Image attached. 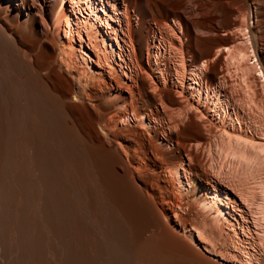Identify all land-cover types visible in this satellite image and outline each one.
I'll list each match as a JSON object with an SVG mask.
<instances>
[{"label":"bare ground","instance_id":"6f19581e","mask_svg":"<svg viewBox=\"0 0 264 264\" xmlns=\"http://www.w3.org/2000/svg\"><path fill=\"white\" fill-rule=\"evenodd\" d=\"M122 2L0 0V264H212L194 237L218 248L226 264H264V0L141 6L152 21L151 71L141 78L155 94H143L150 89L140 83ZM222 13L235 17L221 33L231 30L233 46L225 61L220 50L202 60L199 48L213 51L199 36L214 35ZM145 25L138 32L143 46ZM221 73L233 87L205 85ZM98 85L107 100L130 93L124 107L111 104L117 115L107 127L125 136L117 152L94 130L92 111L65 103L77 87L89 99ZM173 99L184 102L180 109L171 108ZM130 114L147 119L132 128L149 126V136L166 143L135 146L134 133L122 131ZM193 132L205 142L204 156ZM195 179L198 208L205 202L216 215L189 221L175 207L188 205L184 194ZM224 212L228 224L218 217Z\"/></svg>","mask_w":264,"mask_h":264},{"label":"rangeland","instance_id":"374dc122","mask_svg":"<svg viewBox=\"0 0 264 264\" xmlns=\"http://www.w3.org/2000/svg\"><path fill=\"white\" fill-rule=\"evenodd\" d=\"M160 1H166V0H123V2H122V7L124 8V10L122 9V12H126V11H128V14H129V17H130V20H131V24H130V26H131V28H129V31H130V36H131V40H132V44H133V46H134V49H135V55H136V61H135V63L137 64H139V66L141 67V69H138V73H139V79H140V83H141V85H142V87L146 90V89H150V87H149V85L142 79L144 76H146L147 74L149 75V73H150V66H149V50H148V47H149V38H148V36H149V33H150V31H149V29H150V27H151V23H152V21H151V19L150 18H148V19H145L146 17H147V15L149 14V12L148 11H145V12H142L141 11V9H140V7L141 6H145V7H148L149 9H151V8H153V6L155 5V4H159L160 3ZM180 1H182L183 3H185V1L186 0H180ZM252 5V12H253V14H254V20L252 21V28H254L255 29V25H254V23H255V21H256V19H257V7L255 6V4L254 3H252L251 4ZM126 10V11H125ZM223 15V16H222ZM228 15V14H227ZM235 20V17H234V15H233V13H231V14H229V16L227 17L226 15H225V13H222V14H220V16L217 18V21L219 22V26L215 29V34L214 35H212V36H210V37H204V36H199V39H201V40H209V44H208V49H210V50H212L213 51V53H211V54H206L205 52V49L206 48H199L198 49V51H196L195 53H197V55L198 56H200L201 57V59L202 60H209L211 57H212V54H214L216 51H221L220 53V55L217 57V58H219V57H224L223 59H224V61H225V59H226V57H225V54L227 53V51L229 50V49H231V47L233 46L232 45V39L230 38L231 37V30L230 31H228L226 34H225V36H223V35H221V33L222 34H224L223 33V31L225 30V31H227L230 27H231V25H232V23H233V21ZM127 22H128V20H126ZM144 22H146V25L144 26V28H145V30H146V43H145V45L143 46V44H142V42H141V38H140V36H138V32H140V30H139V28L143 25V23ZM150 23V24H149ZM170 23H172V21H170ZM230 32V33H229ZM229 35V36H228ZM84 40L86 41V37H84ZM147 40H148V42H147ZM83 49L85 50V51H88V46H87V44L85 43L84 44V46H83ZM115 49H117V47L115 46ZM207 50V49H206ZM226 52V53H225ZM90 56L92 57V58H94V56L93 55H91L90 54ZM216 59V58H215ZM215 59H212V60H215ZM129 60V59H128ZM254 62H256L257 63V59H256V61H254ZM57 66L59 67V69L60 70H62L63 72H65V70L62 68V67H60V62H59V58H58V63H57ZM199 65H197L196 67H198ZM221 67V68H220ZM219 67V69H220V71H223L222 69V67L223 66H220ZM192 69H194L195 70V72L197 73V71H198V69H195V68H191V70ZM142 72H141V71ZM145 70V71H144ZM147 71H149V72H147ZM146 75H145V74ZM71 74V73H70ZM140 74H143V75H140ZM72 75H73V72H72ZM207 75V74H206ZM205 75V76H206ZM73 77H75L74 75H73ZM142 77V78H141ZM229 78V79H224V78ZM154 78V77H153ZM156 81H158V76H156L155 78H154ZM115 80V79H114ZM114 80H110V81H112V85H111V83H110V86H112L111 88H112V90L114 89V88H116V89H118V85L114 82ZM142 80V81H141ZM215 80L217 81L216 83H215ZM214 81L213 80H211L210 78H207L206 79V81H204L205 82V85H208V86H212L213 84H216V87H217V85L220 83V82H226L227 84H226V86H225V88H223V91H226V90H229L231 87H233V86H231L230 84H233L234 85V81H232L231 80V78H230V76L228 75L227 76V74L225 73V74H220L219 76H218V78H216ZM234 80V79H233ZM116 81V80H115ZM227 81H229V82H227ZM123 82V81H122ZM233 82V83H232ZM124 83V82H123ZM122 83V86H126V85H124ZM144 83H145V85H144ZM229 84V85H228ZM148 85V86H147ZM101 86V85H100ZM99 85H98V87L96 88L97 89V91H94V92H92V93H88L89 95H93V96H91L89 99H92V101L91 100H89V99H84V98H82L81 96H80V91H79V89H74V90H72V92H71V96L70 97H68L67 99H66V101H65V103L67 104V105H70L71 103L72 104H78V105H81V108L83 109V110H85L86 111V108H87V111L86 112H93V113H95L94 115L92 114V112H91V115H92V120H93V128H94V130H96L98 133H100V135H102L103 136V138H104V140L105 141H107L108 143H109V145H110V147H111V149L113 150V151H115V152H117V151H119L120 150V147H121V143H122V146H123V142H121V138L120 137H125L124 136V134H122V135H120L119 133H117V132H115V131H110L109 130V128H111V126L113 127V125H109L108 124V119H113V115L114 116H116L117 114L115 113V111H113V109H112V107H111V104L112 103H115L116 105H119V104H121L122 103V107H124L125 106V103L124 102H126L127 100H128V98H130V93L128 92V91H125L124 89H122V97L121 98H118L116 101L114 100V101H111V100H107L106 99V96H105V93L104 92H102V90H100L101 89V87H100ZM117 86V87H116ZM168 86V85H167ZM215 86V85H214ZM169 87L170 86H168L167 88L168 89H166L165 91H167V92H169V91H171V90H169ZM116 89H114L115 91H116V93H117V90ZM100 90V91H99ZM98 92V93H97ZM149 92H150V94H152L153 92H152V90L150 89V90H146L145 92H143V94L144 93H147V94H149ZM95 93V94H94ZM103 94V95H102ZM147 94H145V95H147ZM153 94H155V93H153ZM95 95V96H94ZM96 95H97V97H96ZM129 96V97H128ZM148 97L150 96V95H147ZM93 97V98H92ZM95 97V98H94ZM98 97H100L99 99H97ZM173 97V96H172ZM204 99H206V95L204 94ZM202 97V98H203ZM145 98H146V96H145ZM96 99L98 100V101H96ZM189 100H191V97H189ZM182 103H184L183 101H181ZM181 102H180V105L177 103V101L175 100V99H173V103L175 104V106L174 107H171V108H173V110H177V109H180L181 108ZM104 105H103V104ZM83 105V106H82ZM103 105V106H102ZM110 106V107H109ZM157 107H159V105H157ZM89 108H93V110H90ZM112 109V110H111ZM125 110L126 109H124V108H122V114L123 113H125ZM95 111V112H94ZM157 111H159L160 113H163L162 111H161V108L160 109H158L157 110V108L155 107L154 108V113H156ZM110 116H111V118H110ZM134 116H133V114H130V116H128V117H126V119L127 120H131V122H130V124L128 123V125H124V124H122V131H123V129L125 130H127V131H132V134L134 135V136H132V138L136 141L135 143H134V145L135 146H139V147H141L142 145H144V146H142L141 148H144L145 146H147L151 141H152V143H156V144H158V145H161L162 143L161 142H164V143H166L164 140H162L161 142L160 141H158V140H156V139H153L154 137H152V136H154V132H153V129L151 128V127H139V128H136V127H138V126H133V128H132V124H134L135 122L136 123H138V122H140V120L139 119H141V120H145L146 119V117H142V118H133ZM160 118V117H159ZM133 119V120H132ZM125 120V118L122 120V121H124ZM127 120H125V121H127ZM147 120V119H146ZM132 123V124H131ZM167 123V122H166ZM131 127H130V126ZM135 125H137V124H135ZM65 126H66V123H65ZM109 128H108V127ZM126 126V127H125ZM129 126V127H128ZM106 127L108 128V129H106ZM118 128H119V126H118ZM127 128H129V130L127 129ZM132 128V129H131ZM134 128H136V131L134 130ZM145 130H144V129ZM121 128H119V129H117V130H120ZM138 129V130H137ZM139 129H142V131H143V134H142V131L141 130H139ZM106 130H108V131H106ZM148 130V131H147ZM139 131V132H138ZM149 131H151L149 134L147 133V132H149ZM113 134H112V133ZM111 133V134H110ZM145 133H146V135H145ZM119 134V135H118ZM126 134H128V133H126ZM136 134V135H135ZM113 135V136H112ZM143 137L142 139H141V136ZM149 135H152V136H149ZM201 134L200 133H196V132H193V133H191V136H197L198 137V140L197 141H199V148L197 149V147L196 146H198V144H195V145H191L190 147H189V150H196L197 149V153L198 154H200V155H202V156H204V153H205V149H206V145H205V142H203L202 141V139H201V136H200ZM116 136V137H115ZM120 136V137H119ZM140 138H138V137ZM145 136H148V138L147 137H145ZM152 137V138H151ZM147 138V139H146ZM118 139V140H117ZM150 139H152L151 141H148V140H150ZM117 140V141H116ZM137 140H138V143H139V145H137L138 143H137ZM143 140V141H142ZM142 141V142H141ZM257 142H260L259 140H257ZM143 143V144H142ZM148 143V144H147ZM173 144V143H172ZM204 145V146H203ZM119 147V149H117ZM196 147V148H195ZM133 162V161H132ZM135 163V162H134ZM145 163V164H144ZM143 164H144V166H147L148 164V162H144ZM189 161L187 160V158H185V161H184V166L185 167H188L189 166ZM135 165V164H134ZM191 165V164H190ZM182 177V176H181ZM196 181L195 182H193V183H191V186H190V189L184 194L185 196H186V194L188 195V199H189V202H188V205H187V203L186 202H183V204L182 205H180V207H175L176 208V210L180 213V214H182L183 215V217H185L186 219H188L189 221H193V219H195V218H201L202 216H204L205 214H207V213H211V215H213V216H215L216 214H214L212 211H210L209 209H208V207L207 206H204L205 204L204 203H202L201 204V208H202V211H201V209L200 208H198V206H197V203H198V199H199V188H200V179H195ZM206 186V188H209V187H207L208 185H205ZM198 187V188H197ZM212 189V190H211ZM211 192H213V187H211L210 188V195L212 194ZM179 192L178 191H176V196L178 195V197H179ZM231 194H233V193H231ZM206 208V209H205ZM182 210V211H181ZM206 210H208V212L206 211ZM181 211V212H180ZM184 211V212H183ZM133 212L135 213L136 211L135 210H133ZM133 213V214H134ZM203 213H205L204 215H202ZM221 220H222V222H224L225 224L227 223L228 224V221H229V219H228V217L225 215V212L223 213V214H219V216H218ZM172 218L173 219H170V220H168V222L170 223L171 222V220L172 221H174L175 222V219H174V214H172ZM179 227H182L181 225H180V223H176ZM191 223H188L187 224V228H186V230L184 231V232H182V233H180L181 234V236L184 238V240L185 241H189V240H187L186 238H188L189 237V234H190V231H191V225H190ZM220 225V224H219ZM227 229V228H226ZM227 230H229V229H227ZM195 238V237H194ZM182 247H184L183 245H182ZM195 247H196V250L198 251V252H201V253H203L204 254V256L205 257H207V259L212 263V264H226V262L227 261H225V259L219 254V251H218V248H216L217 249V251H216V249L214 250V251H211L212 249L210 248V249H207L203 244H201V243H199L198 242V240L196 239V242H195ZM214 252H216V253H214ZM171 261V260H170ZM174 264H187V262L186 261H176V260H173L172 261ZM171 262V263H172ZM167 264H170V263H167ZM205 264V263H204ZM228 264H244L243 262H228Z\"/></svg>","mask_w":264,"mask_h":264},{"label":"water","instance_id":"95a60500","mask_svg":"<svg viewBox=\"0 0 264 264\" xmlns=\"http://www.w3.org/2000/svg\"><path fill=\"white\" fill-rule=\"evenodd\" d=\"M194 242H196V238H194Z\"/></svg>","mask_w":264,"mask_h":264}]
</instances>
